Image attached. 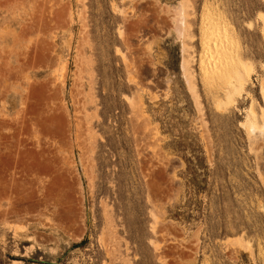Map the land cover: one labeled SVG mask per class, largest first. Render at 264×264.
<instances>
[{"label":"rangeland","instance_id":"rangeland-1","mask_svg":"<svg viewBox=\"0 0 264 264\" xmlns=\"http://www.w3.org/2000/svg\"><path fill=\"white\" fill-rule=\"evenodd\" d=\"M263 66L264 0H0V264H264Z\"/></svg>","mask_w":264,"mask_h":264},{"label":"bare ground","instance_id":"bare-ground-1","mask_svg":"<svg viewBox=\"0 0 264 264\" xmlns=\"http://www.w3.org/2000/svg\"><path fill=\"white\" fill-rule=\"evenodd\" d=\"M135 2H136V1H135ZM157 12H158V11H157ZM123 13H124V12H123ZM161 16H162V15H161ZM164 16H165V15H164ZM261 16H262V15H261ZM140 17H141V16H140ZM165 18H166V17H165ZM179 18L182 19L181 16H180ZM138 19H139V18H138ZM134 21H135V20H134ZM144 21H146V20H144ZM140 22H141V21H140ZM157 22H158V21H157ZM162 22H163V21H162ZM178 22H179V21H178ZM207 22H208V21H207ZM214 22H215V21H214ZM217 22H218V21H217ZM217 22H216V23H217ZM134 23H135V22H134ZM134 23H133V24H134ZM136 23H138V22H136ZM133 24H132V25H133ZM176 24H177V23H176ZM213 24H215V23H213ZM124 25H126V24L124 23ZM141 25H142V24H141ZM157 25H158V24H157ZM164 25H165V24H164ZM180 25H181V24H180ZM219 25H220V24H219ZM221 25H222V24H221ZM224 25H225V24H224ZM128 26H129V25H128ZM137 26H138V24H137ZM225 26H226V25H225ZM134 27H135V25H134ZM163 27H164V26H163ZM219 27H220V26H219ZM128 28H129V27H128ZM141 28H142V27H141ZM161 28H162V27H161ZM215 28H216V26H214L212 29H211V28L208 29L207 31H208L209 33L211 32V33L209 34L210 37H212V38L215 37L214 39H215L216 42H215L214 40H212L213 42H212V43L210 42V43H211L212 45H214V47H216V48H213V49L216 50V54H215V53L213 54L211 48L209 47V44H210V43L208 42L209 40L204 39V40H203L204 43H203V45H202V46H203V51H202V53L199 52V53L201 54V59L199 60V63L201 62V64H203V65H204L205 62H208L209 58H210L211 56H213V55L220 54L221 56H223V55H225V54L228 53V50L226 49V48H228V47H227V44H224V43H223V42H226L225 39L223 40V42H219V41H218V40H220V39L217 38L218 34H216L217 31L215 30ZM225 28H226V27H225ZM174 29H176V28H174ZM179 29H180V28H179ZM221 29H222V28H221ZM221 29H220V30H221ZM123 30H124V29H123ZM126 30H128V29L126 28ZM177 30H178V29H177ZM177 30H176V31H177ZM202 30H203V28H202ZM217 30H218V29H217ZM220 30H219V31H220ZM224 30H226V29H224ZM224 30H223V31H224ZM133 31H134V30H133ZM133 31H132V32H133ZM136 31H137V30H136ZM136 31H135V32H136ZM179 31H180V30H179ZM121 32H122V31H121ZM121 32H120V34H121ZM129 32H130V31H129ZM137 32H138V31H137ZM205 32H206V31H205ZM208 32H207V33H208ZM123 33H124V32H123ZM126 33H127V31H126ZM224 33H225V32H224ZM176 34H177V33H176ZM181 34H182V33H181ZM204 34H205V33H204ZM226 35H227V34H226ZM126 36H127V35H126ZM129 36L132 37L131 35H129ZM134 36H135V35H134ZM137 36H139V35H137ZM178 36H179V35H178ZM207 36H208V34H207ZM130 37H129V38H130ZM207 38H208V37H207ZM217 39H218V40H217ZM221 39H222V38H221ZM226 39L228 40V38H226ZM130 40H131V39H130ZM205 40H206V41H205ZM228 42H229V41H228ZM235 42H236V41H235ZM125 43H126V42H125ZM130 43H131V42H130ZM213 43H215V44H213ZM216 43H217V44H216ZM218 43H219V44H218ZM128 44H129V43H128ZM131 44H132V43H131ZM125 45H127V44H125ZM216 45H217V46H216ZM230 45H231V43H230ZM234 45H235V44H234ZM231 46H232V45H231ZM231 46H230V47H231ZM129 47H130V45H129ZM132 47H134V44H133ZM232 47H234V46H232ZM130 48H131V47H130ZM141 48H142V47H141ZM234 48H235V47H234ZM117 49H118V48H117ZM131 49H132V48H131ZM230 49H231V48H230ZM143 50H144V49H143ZM215 50H214V52H215ZM235 50H236V49H235ZM235 50H234V51H235ZM117 52H118V51H117ZM129 52H130V51H129ZM132 52H133V51H132ZM235 53H236V52H235ZM128 54H129V53H128ZM128 54H126V55L128 56ZM121 55H123V54L121 53ZM132 55H134V54H132ZM227 55H228V54H227ZM218 56H219V55H218ZM123 57H124V56H123ZM135 57H136V56H135ZM135 57H134V58H135ZM226 57H227V56H226ZM228 57H229V56H228ZM232 57H233V56H232ZM138 58H139V57H138ZM141 58H142V57H141ZM147 58H148V57H147ZM211 58H212V57H211ZM222 58H223V57H222ZM229 58H230V57H229ZM229 58H228V59H229ZM135 59H136V58H135ZM212 59H213V58H212ZM217 59L220 60L219 57H217ZM217 59H213V60H216V61H217ZM224 59H225V57H224ZM224 59H223V60H224ZM232 59H233V58H232ZM235 59H236V58H235ZM142 60H143V59H142ZM237 60H238V59H237ZM209 61H211V62L213 63V61H212L211 59H210ZM216 61H214V62H216ZM224 61H225V60H224ZM233 61H234V60H233ZM139 62H140V61H139ZM143 62H144V61H143ZM143 62H142V63H143ZM226 62H227V61H226ZM226 62H225V63H226ZM231 62H232V61H231ZM240 62H241V61H240ZM124 63H125V61H124ZM135 63H136V62H135ZM147 63H148V61H147ZM209 63H210V62H209ZM219 63H220V61H219ZM221 63H222V62H221ZM129 64H130V63H129ZM239 64H240V63H239ZM242 64H243V63H242ZM208 65H210V64H208ZM213 65H214V64H212V66H213ZM216 65L218 66V64H216ZM219 65H220V64H219ZM225 65H226V64H225ZM225 65H224V66H225ZM245 65H246V64L243 65L244 68H245L244 70H242L241 68H240L241 70H238L237 68H235V67L232 66V65H231V70H229V69H227V70L224 69V70H226V72H225V71H224V72L227 73V74H228L230 71H232V72L235 74V77H234V78H236V80H235V79H234V80L237 81L236 83H237V86H238V88H237L238 93H239V89H243V87H244V85H245V82L247 81V79H248V77H249V75H250V72H251V70H250L251 68H250V67H251L252 65H251V64H249L250 66H249V65H246V66H245ZM125 66H126V65H125ZM139 66H140V65H138V67H139ZM224 66H223V68H224ZM247 66H248V67H247ZM204 67H205V66H204ZM218 67H219V66H218ZM221 67H222V65H221ZM263 67H264V66H263ZM135 68H136V67H135ZM216 68H217V67H216ZM216 68H215V69H216ZM225 68H226V67H225ZM140 69H141V68H140ZM213 69H214V68H213ZM221 69H222V68H221ZM221 69H220V70H221ZM127 70H128V69H127ZM132 70H133V69H131V71H132ZM154 70H155V69H154ZM134 71H135V70H134ZM140 71H141V70H140ZM205 71H206V69H205ZM209 71H211V69H210ZM212 71H213V73L215 72V70H212ZM216 71H217V70H216ZM127 72H128V71H127ZM137 72H138V71H137ZM155 72H156V71H155ZM201 72H202V71H201ZM138 73H139V72H138ZM217 73H218V72H217ZM219 73H220V72H219ZM225 73H224V74L222 73L223 76H225ZM156 74H157V73H156ZM227 74H226V75H227ZM230 74H231V73H230ZM234 74H233V75H234ZM133 75H134V74H133ZM153 75H154V74H153ZM210 75H211V73H210ZM216 75H217V74H216ZM219 75H220V74H219ZM233 75H232V78L230 77V75H229L228 77L231 78V79H233ZM142 77H143V76H142ZM212 77H213V76H212ZM217 77H218V76H217ZM249 78H250V77H249ZM138 79H139V78H137V83H138ZM208 79H209V78H208ZM211 79H212V78H211ZM220 79H221V78H220ZM227 79H228V78H227ZM227 79L225 78V80H227ZM231 79H229V80H231ZM229 80H228V82H229ZM234 80H233V81H234ZM140 81H141V80H140ZM224 82H225V81H224ZM140 83H141V82H140ZM134 84H135V83H134ZM143 86H144V84H143ZM137 87H138V86H137ZM232 87H233V86H232ZM137 89H138V88H137ZM226 89H227V88H226ZM226 89H225V90H226ZM261 89H262V93H263V95H264V90H263V88H261ZM242 91H243V90H242ZM153 92H154V91H153ZM151 93H152V92H151ZM230 94H231V93H230ZM233 94H234V91H233ZM239 94H241V93H239ZM234 95H235V94H234ZM234 95H231V97L234 96ZM226 97H228V96H226ZM134 98H135V97H134ZM226 99H227V98H226ZM228 100H229V99H228ZM231 100H232V99H231ZM223 103H224V102H223ZM228 103H229V102H228ZM134 104H135V103H134ZM251 104H252V103H251ZM135 105H136V104H135ZM217 105H218V103H217ZM224 108H225V107H224ZM250 108H251V107H250ZM250 110H251V113L254 114V112H252L253 108H251ZM261 112H262V111H261ZM262 113H263V112H262ZM262 113H261V114H262ZM255 114H256V113H255ZM255 114H254V115H255ZM254 115H251V117L254 116ZM262 115H263V114H262ZM262 119H264L263 116H262ZM142 120H143V119H142ZM142 120H141V121H142ZM146 121H147V119H146ZM249 121H250V120H249ZM252 122H253V121H252ZM247 124H248V123H247ZM263 124H264V122H263ZM263 124H262V126H264ZM252 126H254V125L250 124V128H251V129H252V128L254 129V127H252ZM251 131H252V130H251Z\"/></svg>","mask_w":264,"mask_h":264}]
</instances>
